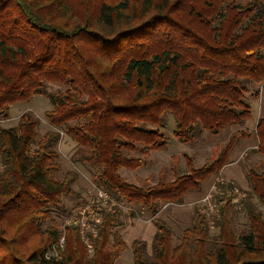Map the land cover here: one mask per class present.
<instances>
[{"label": "trees", "instance_id": "1", "mask_svg": "<svg viewBox=\"0 0 264 264\" xmlns=\"http://www.w3.org/2000/svg\"><path fill=\"white\" fill-rule=\"evenodd\" d=\"M262 87L264 0H0V122L40 96L52 105L45 120L54 129L40 137L30 110L17 126L0 125V264H115L128 247L115 229L125 211L116 209L104 211L91 236V258L70 225L65 248L47 259L63 236L54 213L66 215L64 198L77 196V173L57 177L62 133L77 144L72 161L92 170L94 186L133 206V216L155 217L201 194L249 135L237 130L215 160L195 169L189 159L187 173L151 188L121 171L167 149L170 119L184 144L246 127L249 96L259 98ZM255 135L264 157V118ZM260 166L246 173L248 192L219 184L216 212L208 218L197 209L177 244L172 228L155 221L150 244L133 242V264H264V211L254 202L264 207ZM241 213L248 224L237 233Z\"/></svg>", "mask_w": 264, "mask_h": 264}, {"label": "rangeland", "instance_id": "2", "mask_svg": "<svg viewBox=\"0 0 264 264\" xmlns=\"http://www.w3.org/2000/svg\"><path fill=\"white\" fill-rule=\"evenodd\" d=\"M249 1L250 0H238L241 4L248 3ZM59 89L63 90L62 87L57 85H51L50 87V90L53 92ZM254 98L255 97L253 96H249V103L253 110V118L246 127H234L223 131L218 135H212L207 132L202 138L197 139L191 144L181 143L173 137L175 126L173 119H170L167 128V132L170 136L167 149L164 151H154L147 158L148 165L137 170H122L121 176L128 183L145 188L154 187L162 180L165 182L173 181L177 174L181 175L189 171V165L187 164L189 159L192 162L191 165L195 169L209 164L218 157L219 153L227 145L232 135L237 130H242L249 136L243 137L240 140L230 156L229 162L231 163L222 170L219 176L220 179H224L227 183L228 181H235L234 183L237 187L248 192L249 185L247 183L246 173L253 169H257L260 164H263V166H260L259 170L264 171V157L257 152L258 139L255 135V128L258 119L264 118V87L261 88L259 98ZM28 110L32 111L33 115L41 120V126L39 127L40 137H42L48 130L53 129L45 120V113L52 110V105L49 100L40 96L34 97L30 103H20L13 106L10 114L11 119L9 121L0 122V125L3 128L17 126L20 117ZM77 147V144L71 138L62 133V141L57 147V151L61 156L59 161L62 170L57 177L59 180H62L69 172L78 174L77 181L72 185L77 196L64 198V206L70 217H67V214L59 213L61 211L54 213V217L60 225L59 229L62 232V238H65V244V228L70 226L68 225V220L75 217L78 211L81 210L80 208L87 204L88 192L94 187V184L92 183V170L86 168L80 163H74L72 161V157L76 153ZM216 179L217 177H213L205 183L201 194H191L187 196L184 205H164L155 217L151 216V214L146 211L139 210L138 212H141L142 215L135 214V216H133L131 212L125 211V214L120 220L121 225L117 226L115 229L122 235V238L128 247L122 252L121 257L115 264H133V254L131 251L133 242L146 241L150 244L156 233L155 221L157 220L165 222L172 228L174 244H177L182 237L183 231L191 226L194 219V212L197 211V209L210 218L209 215H211V211L209 209V203H213L212 198L206 202L204 201L213 188ZM254 202L264 211V207L259 203L257 198H254ZM126 207L133 206L126 204ZM94 223L97 224L98 222L96 221ZM247 224L248 220L246 214H239L234 222V227L237 233L242 229H245ZM76 227L79 226L77 225ZM216 233L217 231L212 229V234ZM82 239L83 237L81 240ZM82 243L86 246L88 255L91 258L94 254L92 239V249L84 242V240H82ZM148 252L151 254L150 247L148 248Z\"/></svg>", "mask_w": 264, "mask_h": 264}, {"label": "built area", "instance_id": "3", "mask_svg": "<svg viewBox=\"0 0 264 264\" xmlns=\"http://www.w3.org/2000/svg\"><path fill=\"white\" fill-rule=\"evenodd\" d=\"M224 179H220V176L214 182L213 188L208 194V197L204 202L208 201L210 198H214V195L218 191V185L224 184ZM214 192V193H212ZM88 201L85 206L80 208L75 217L70 218L68 225L79 226L78 229L80 234L83 237L82 240L92 249L91 246V238L96 237L98 234V228L103 220L104 211L114 212L116 209H120L123 211H130L131 208L122 205L120 202L116 201L113 197H111L107 192L102 189L94 186L88 192ZM217 206L213 203H209V209L212 214L216 212ZM98 222L97 224L94 222ZM89 232V233H87ZM89 236V237H88ZM92 236V237H91ZM65 247V238H61L59 244L54 248V251L47 256V259L54 258L59 256V251L63 250Z\"/></svg>", "mask_w": 264, "mask_h": 264}]
</instances>
